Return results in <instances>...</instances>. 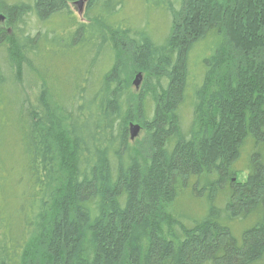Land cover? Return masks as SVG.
Masks as SVG:
<instances>
[{
    "label": "trees",
    "instance_id": "1",
    "mask_svg": "<svg viewBox=\"0 0 264 264\" xmlns=\"http://www.w3.org/2000/svg\"><path fill=\"white\" fill-rule=\"evenodd\" d=\"M76 1L0 0V264H264V0Z\"/></svg>",
    "mask_w": 264,
    "mask_h": 264
},
{
    "label": "rangeland",
    "instance_id": "2",
    "mask_svg": "<svg viewBox=\"0 0 264 264\" xmlns=\"http://www.w3.org/2000/svg\"><path fill=\"white\" fill-rule=\"evenodd\" d=\"M78 1H80V0H77L76 2H78ZM139 4L136 2V0H129L128 1V3H127V6H126V8H125V10H124V12H123V15L125 16V17H127V18H129V19H132L133 21H136V20H138V18L140 17V15H141V13H140V10H139ZM74 12H76L77 13V10L75 11V6H74ZM75 14V13H74ZM0 15H2V16H4L5 17V15H3V14H1L0 13ZM84 17V15L83 16H80L79 15V20H81L82 21V18ZM6 22V19H5V21L4 22H1L0 23V29H2V28H4L5 27V23ZM79 54V52L77 53V54H73V55H71V56H77ZM51 61V60H50ZM63 60H61L60 62H59V65L57 64V62L55 61V63L53 64V66H55V70L53 69V71L54 72H57V74H56V76L57 77H59V78H61L62 80H64V79H66L67 77H68V70L70 71L71 70V64H69V63H66V62H62ZM59 66V68H58V70H56V67H58ZM73 70H75L76 69V65H74V67L72 68ZM70 72H72V71H70ZM75 72V71H74ZM138 74H140V73H138ZM138 74H136V76L138 75ZM136 76H135V78H134V80H133V88H134V91L137 93L140 89H141V87L143 86V82H144V75L142 74V76H143V79H142V82H141V85H140V88H139V90H137L136 89V87L134 86V81L136 80ZM60 89L61 90H65V88H64V86H62V85H60ZM66 91V90H65ZM134 125H136V124H134ZM142 136H143V133H142V130H141V133H140V136L138 137V139H141L142 138Z\"/></svg>",
    "mask_w": 264,
    "mask_h": 264
},
{
    "label": "water",
    "instance_id": "3",
    "mask_svg": "<svg viewBox=\"0 0 264 264\" xmlns=\"http://www.w3.org/2000/svg\"><path fill=\"white\" fill-rule=\"evenodd\" d=\"M87 3V0H80L78 2L74 3L75 6V11L77 10L78 15L83 16L85 13V5ZM5 21V17L0 15V23ZM143 76L142 74H138L136 76V80L134 81V86L136 87L137 90H139L141 82H142ZM142 128L139 125H130V135H131V140H136L140 133H141Z\"/></svg>",
    "mask_w": 264,
    "mask_h": 264
}]
</instances>
